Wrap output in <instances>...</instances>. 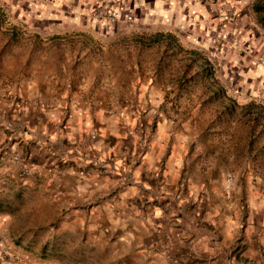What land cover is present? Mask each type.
<instances>
[{"label": "crops", "instance_id": "obj_1", "mask_svg": "<svg viewBox=\"0 0 264 264\" xmlns=\"http://www.w3.org/2000/svg\"><path fill=\"white\" fill-rule=\"evenodd\" d=\"M130 10L116 13L131 22ZM2 17L0 201L22 194L41 203L53 217L42 244L60 234L69 251L100 248L112 264H264V178L226 185L232 156L216 150L210 115L173 120L158 110L165 90L153 76L113 78L95 54L74 65L57 34L29 33L22 46ZM43 39L54 42L43 48ZM235 78L239 90L248 86Z\"/></svg>", "mask_w": 264, "mask_h": 264}, {"label": "rangeland", "instance_id": "obj_2", "mask_svg": "<svg viewBox=\"0 0 264 264\" xmlns=\"http://www.w3.org/2000/svg\"><path fill=\"white\" fill-rule=\"evenodd\" d=\"M120 6L130 7L131 22L117 16ZM108 12L116 16L113 23L95 17ZM0 14L14 21L22 46L29 33L57 34L54 41L74 65L87 67L95 54L100 63L108 61L113 78L153 76L164 84L158 110L166 116L199 112L213 118L220 130L216 150L232 156L223 164L235 183L264 178V0H0ZM92 20L110 26L98 30ZM91 33L92 43L85 39ZM78 34L84 37H73ZM157 34L158 43L151 44ZM54 41L43 39L39 46ZM86 43L90 51L82 53ZM236 74L248 84L242 90ZM129 101L127 95L117 98L127 111ZM10 199L4 210L10 206L14 214L0 211V264H64L35 253L53 217L22 194ZM69 254H82L81 264H112L100 248Z\"/></svg>", "mask_w": 264, "mask_h": 264}, {"label": "trees", "instance_id": "obj_3", "mask_svg": "<svg viewBox=\"0 0 264 264\" xmlns=\"http://www.w3.org/2000/svg\"><path fill=\"white\" fill-rule=\"evenodd\" d=\"M6 206L8 205H4L3 202L0 201V211H4ZM62 237L63 236H60V234H51L50 237L46 239V242L40 245L39 249L35 251V253L43 258H56L58 261L64 264H81L83 261H85L83 258L81 259L82 254H79V256L76 257L69 254L70 251H66L67 249L61 240ZM81 249L82 248H76L75 251L78 253L81 251Z\"/></svg>", "mask_w": 264, "mask_h": 264}, {"label": "built area", "instance_id": "obj_4", "mask_svg": "<svg viewBox=\"0 0 264 264\" xmlns=\"http://www.w3.org/2000/svg\"><path fill=\"white\" fill-rule=\"evenodd\" d=\"M95 17L99 19L104 18L108 22H113L116 19L115 14L112 12H108L107 14H104L103 16H101L100 14H95ZM12 159L18 163V174L19 175H26L29 173V169L24 165L21 159L17 158L16 156H13ZM232 179H233V176L231 174H227V176L225 177L226 185H229Z\"/></svg>", "mask_w": 264, "mask_h": 264}]
</instances>
